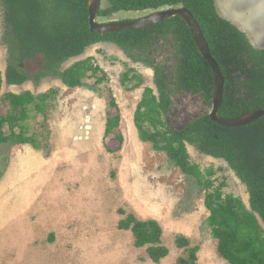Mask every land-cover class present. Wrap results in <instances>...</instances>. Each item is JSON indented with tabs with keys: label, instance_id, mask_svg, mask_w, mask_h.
<instances>
[{
	"label": "rangeland",
	"instance_id": "374dc122",
	"mask_svg": "<svg viewBox=\"0 0 264 264\" xmlns=\"http://www.w3.org/2000/svg\"><path fill=\"white\" fill-rule=\"evenodd\" d=\"M218 14L243 32L256 49H264V0H214ZM106 0H101V8ZM151 11L119 12L99 23L140 19ZM0 4V98L25 91L37 96L52 90L42 114L29 108L22 123L28 136L37 135L42 148L30 144L0 147V264H153L145 248L133 246L132 234L117 228L124 210L139 220L153 219L163 230L169 254L159 264H175L184 254L174 245L184 236L198 246V264H228L217 253V241L204 207L208 191L174 167L162 152L139 140L133 114L145 88H155L152 71L130 62L111 43L93 45L68 68L92 58L106 75L89 77L68 88L60 80L9 86L4 81L7 47ZM154 61L163 56L157 48ZM124 75L127 76L123 85ZM140 76L141 85L136 87ZM120 112L121 145L104 136L109 93ZM4 106L1 112H4ZM212 102L203 94L173 95L167 125L180 130L209 114ZM45 125V128L42 127ZM19 132V128L15 129ZM190 161L198 165L213 187L224 184V196L240 198L248 208L246 187L223 160L206 157L187 145ZM212 171L207 177L206 172Z\"/></svg>",
	"mask_w": 264,
	"mask_h": 264
},
{
	"label": "trees",
	"instance_id": "16d2710c",
	"mask_svg": "<svg viewBox=\"0 0 264 264\" xmlns=\"http://www.w3.org/2000/svg\"><path fill=\"white\" fill-rule=\"evenodd\" d=\"M89 0H0L3 9V42L7 47L4 81L9 86L34 85L46 79L60 80L68 88H77L89 77L106 76L93 65L92 58L62 66L80 57L87 48L111 43L134 64L152 71V88H145L133 114L138 138L149 143L153 151L162 152L181 173L196 180L208 191L204 207L209 211L207 223L217 241V253L228 264H264V117L240 127H223L212 122L209 114L189 122L180 130L171 129L166 117L172 97L181 92L203 94L210 102L213 73L200 55L189 28L179 17L141 30L93 34L88 24ZM184 8L197 22L211 58L223 78V97L219 116L224 119L264 109V49L254 48L247 36L222 18L214 0H106L98 18H111L119 12L158 11ZM159 48L163 59L155 62L153 53ZM136 87L141 85L140 76ZM124 75L122 84L126 83ZM2 80L0 79V84ZM55 92L33 95L7 93L0 98V147L5 144L42 148L37 135L22 131L29 108L36 113L46 110ZM4 106V112L1 107ZM120 112L109 93L104 136L119 145ZM42 127L45 128V125ZM19 128V132L15 129ZM187 145L206 157L223 160L246 187L248 208L240 198L224 196V184L213 187L198 165L190 161ZM207 177L212 171L206 172ZM123 216L117 228L132 234L133 246L145 248L150 262L159 264L168 254L162 242L163 230L153 219L139 220L119 210ZM174 245L184 254L175 264H198V246H191L184 236Z\"/></svg>",
	"mask_w": 264,
	"mask_h": 264
},
{
	"label": "water",
	"instance_id": "95a60500",
	"mask_svg": "<svg viewBox=\"0 0 264 264\" xmlns=\"http://www.w3.org/2000/svg\"><path fill=\"white\" fill-rule=\"evenodd\" d=\"M101 8V0H89L88 1V24L89 30L93 34H108L116 32H124L129 30H141L156 24L165 22L173 17H179L183 20L186 26L189 28L193 37L194 43L199 51L200 55L209 64L213 73V89H212V110L209 113V117L212 122L217 123L223 127H240L252 124L253 122L264 117V109L254 110L240 116L224 119L219 116V109L222 103L223 97V78L219 71L217 64L211 58L208 46L201 33V30L193 18V16L184 8H167L163 10L153 11L147 16L123 22H111V23H99L97 21L98 13Z\"/></svg>",
	"mask_w": 264,
	"mask_h": 264
}]
</instances>
